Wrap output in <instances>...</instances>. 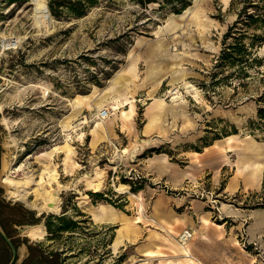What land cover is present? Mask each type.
<instances>
[{"label":"rangeland","instance_id":"obj_1","mask_svg":"<svg viewBox=\"0 0 264 264\" xmlns=\"http://www.w3.org/2000/svg\"><path fill=\"white\" fill-rule=\"evenodd\" d=\"M190 1L175 13L158 1L141 6L133 0H99L83 16L48 19L43 12L38 20L37 2L46 8L47 0H0V199L36 215L43 212L34 223L43 235L27 237L62 249L68 264H128L125 251L110 246L114 226H95L89 209L91 202L104 201L149 218L151 194L146 191L155 185H146L134 164L137 157L164 151L175 158L234 130L264 140V129L252 123L259 78L249 77L243 86L225 77L232 67L216 62L223 32L238 7L230 0ZM4 35L16 38L15 43L4 47ZM184 81L195 88L186 90ZM174 91L181 94L176 103L170 100ZM155 97L159 123L147 127ZM97 98L109 106L104 121L93 107ZM120 108L131 110L127 119L120 117ZM108 129L112 135L102 138ZM128 146L133 148L128 151ZM17 185L29 201L41 204L47 196L56 201L37 212L11 195ZM89 191H100L104 198ZM227 198L240 200L244 209L261 206L264 186ZM57 206L59 211H53ZM211 209L213 218H221ZM109 210L115 213L112 206ZM49 214L75 219L77 225L50 233L44 224ZM242 218L232 247L225 246L208 264H264V244L248 239L250 217ZM30 225L16 228L22 236Z\"/></svg>","mask_w":264,"mask_h":264},{"label":"crops","instance_id":"obj_2","mask_svg":"<svg viewBox=\"0 0 264 264\" xmlns=\"http://www.w3.org/2000/svg\"><path fill=\"white\" fill-rule=\"evenodd\" d=\"M158 123L159 119H154L146 125ZM111 135L112 130L108 129L102 138ZM128 147V151L133 148ZM134 164L141 169L146 185H155L146 191L151 194L149 218L142 219L104 201L91 202L89 209L95 226H114L110 246L125 251V263L185 264L186 256L175 235L189 227L194 230L187 242L192 253L208 264L222 249L232 247L233 235L237 236L242 217L246 216L250 217L246 225L248 239L264 244V205L244 209L240 200L227 198L235 192L264 186V140L231 132L214 138L201 149L177 152L175 158L160 151L137 157ZM202 190L206 192L203 197L195 194ZM216 205L222 213L219 219L212 217L211 208ZM109 206L115 213L109 212ZM26 254L23 243L17 247L15 264Z\"/></svg>","mask_w":264,"mask_h":264},{"label":"trees","instance_id":"obj_3","mask_svg":"<svg viewBox=\"0 0 264 264\" xmlns=\"http://www.w3.org/2000/svg\"><path fill=\"white\" fill-rule=\"evenodd\" d=\"M133 1L141 6L155 1L162 2L161 5L169 4V9L175 13L181 12L187 5L191 4L190 0ZM97 3L99 0H47L50 14L58 19L66 16H83ZM230 3L236 5L238 11L235 19L228 24L223 32L222 47L216 62L221 67H232L233 71H230L225 77L233 76L243 86L247 83V78H259L261 87L255 96L257 119L256 121L253 120L252 123L264 129V53L259 52V49L264 46V0H230ZM89 194L104 198L100 191H89ZM6 208L7 213H5ZM59 208L60 206H57L52 210L59 211ZM52 216L59 221L54 223ZM42 217H44L43 212L36 215L33 209L0 199V227L16 248L23 243L27 246V254L17 264H68L67 255L62 249L45 246L40 241H31L26 235L21 236L19 234L16 225L36 223L41 221ZM44 224L51 233L72 230L77 225V221L67 219L63 215L49 214ZM10 257L11 248L0 232V264L6 263Z\"/></svg>","mask_w":264,"mask_h":264},{"label":"bare ground","instance_id":"obj_4","mask_svg":"<svg viewBox=\"0 0 264 264\" xmlns=\"http://www.w3.org/2000/svg\"><path fill=\"white\" fill-rule=\"evenodd\" d=\"M45 6L43 3L41 2H37V6L35 8V12L37 13V18L39 20V17L40 15L43 16L44 13H46L45 15V18H48L50 19V17L47 15V10H45ZM43 10V11H42ZM44 12V13H43ZM41 18V17H40ZM16 41V38H11L10 36H7V35H4L3 36V39H2V44L4 47H7L9 44H13L15 43ZM132 63V62H131ZM130 64V63H129ZM128 64V65H129ZM123 71V70H122ZM118 75V74H117ZM126 75V74H125ZM123 76V75H122ZM118 77V76H117ZM184 84H185V81H184ZM175 85H173L172 89L174 88ZM186 87V90H190V89H194V85L192 83H187L184 85ZM177 91V90H176ZM174 91L173 93H171L170 95V100L174 103H176L178 101V99L181 98V94L180 92H176ZM83 95V94H81ZM158 96V95H157ZM116 99V95H112L110 98H109V101L111 103H114V100ZM158 97H155V100L158 101V102H155L156 105L154 106V109H153V112L150 116V119H149V122L153 121L154 119L157 118L158 114L161 112L159 111V108H160V100H157ZM93 107L96 108V112H98L99 110H101L103 107H107L108 108V111H109V106H107V103L104 102V100L102 98H97V100H95L93 102ZM132 105V104H131ZM151 110V109H150ZM119 111V115L122 119H127L129 117V113H130V110L128 109H125V108H120ZM160 117V116H159ZM111 119L110 117H108L106 119V122L108 123V125H111ZM159 119V118H158ZM102 120V119H100ZM104 121V120H102ZM68 122H69V119L66 120V122H63V125H68ZM104 123V122H103ZM147 123V122H146ZM62 124V123H61ZM139 141V140H138ZM139 142L143 143L142 140H140ZM127 147V146H126ZM124 147L122 149V151H126L127 148ZM55 148L56 146L52 147L48 152L47 154L48 155H52V152L55 151ZM129 148V147H128ZM47 171H48V174L49 176L50 175H53V170L51 167L47 168ZM7 179V178H6ZM6 181V180H5ZM8 183H11L12 180L9 179L7 181ZM15 185V184H14ZM120 185V184H119ZM122 185V184H121ZM120 185V187H121ZM124 185H122L123 187ZM119 187V186H118ZM117 187V188H118ZM119 187V188H120ZM121 187V188H122ZM10 193L12 196H14L15 198L21 200L24 202V204L34 208L37 212H40L42 210H46L48 209L53 203L54 201H56L55 197L54 196H47L43 199V203L39 204V203H36L34 201H29L26 199V196H25V192L21 190L20 186L17 185V186H14L13 189L10 190ZM134 194V193H133ZM135 196H137V194H134ZM140 200V199H139ZM103 203V202H102ZM31 224V223H30ZM161 225V224H160ZM25 233L31 237V238H35V237H41L44 233V229L39 225V224H34L33 225H30ZM24 233V234H25ZM181 246L183 247V251H184V255L186 256V260H188L189 262H191L192 264H202V262L192 253L191 251V248H190V245L188 243H185V244H181Z\"/></svg>","mask_w":264,"mask_h":264},{"label":"built area","instance_id":"obj_5","mask_svg":"<svg viewBox=\"0 0 264 264\" xmlns=\"http://www.w3.org/2000/svg\"><path fill=\"white\" fill-rule=\"evenodd\" d=\"M108 115H109V111H108L107 107H103L101 110L96 112V116L99 117L100 119H104ZM136 176L140 177L141 175L139 173H137ZM205 193L206 192L202 190L199 193H195V194L200 196V197H203L205 195ZM211 202H212V200H211ZM212 208L218 214L221 213L219 205L212 206ZM193 233H194V230L192 228L185 227L176 235V239H177L178 243L185 244L192 237ZM252 242L255 243V241H252Z\"/></svg>","mask_w":264,"mask_h":264},{"label":"water","instance_id":"obj_6","mask_svg":"<svg viewBox=\"0 0 264 264\" xmlns=\"http://www.w3.org/2000/svg\"><path fill=\"white\" fill-rule=\"evenodd\" d=\"M46 10H47V15L49 17H51V14H50L49 9H48V6H47V3H46ZM0 232H1L2 236L4 237V239L6 240V242L9 244V246L11 248V257L4 264H15L17 262V248L15 247V245L13 244V242L11 241V239L5 234V232L2 230L1 227H0Z\"/></svg>","mask_w":264,"mask_h":264}]
</instances>
